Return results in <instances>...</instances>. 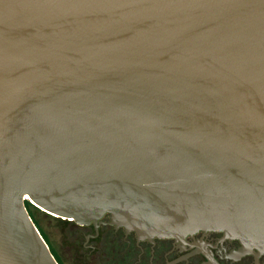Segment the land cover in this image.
<instances>
[{
	"label": "water",
	"instance_id": "obj_1",
	"mask_svg": "<svg viewBox=\"0 0 264 264\" xmlns=\"http://www.w3.org/2000/svg\"><path fill=\"white\" fill-rule=\"evenodd\" d=\"M25 202L264 250V0H0V264H59Z\"/></svg>",
	"mask_w": 264,
	"mask_h": 264
},
{
	"label": "flooded vegetation",
	"instance_id": "obj_2",
	"mask_svg": "<svg viewBox=\"0 0 264 264\" xmlns=\"http://www.w3.org/2000/svg\"><path fill=\"white\" fill-rule=\"evenodd\" d=\"M73 225L83 248L109 264H264V250L247 251L238 240L218 231H197L182 240H140L110 224L107 214L96 226Z\"/></svg>",
	"mask_w": 264,
	"mask_h": 264
},
{
	"label": "rangeland",
	"instance_id": "obj_3",
	"mask_svg": "<svg viewBox=\"0 0 264 264\" xmlns=\"http://www.w3.org/2000/svg\"><path fill=\"white\" fill-rule=\"evenodd\" d=\"M29 212L61 264H109L83 248V239L77 235L72 222L54 218L33 208Z\"/></svg>",
	"mask_w": 264,
	"mask_h": 264
},
{
	"label": "trees",
	"instance_id": "obj_4",
	"mask_svg": "<svg viewBox=\"0 0 264 264\" xmlns=\"http://www.w3.org/2000/svg\"><path fill=\"white\" fill-rule=\"evenodd\" d=\"M25 206H26V208H27V211H28V213H29V216H30L31 219L33 220L34 224L36 225V222H35L33 216L30 214L29 209H31V208L36 209V210H38V209L35 208L34 206L30 205L28 202H25ZM36 227H37V225H36ZM37 228H38V227H37ZM38 230H39V228H38ZM39 232H40V230H39ZM40 234L42 235V237L44 238V240H45L46 243L48 244V242H47L46 238L43 236V234H42L41 232H40ZM48 246H49V245H48ZM49 249H50V247H49ZM50 251H51V253L53 254L54 258L57 260V262H58L59 264H61V262L58 260V258H56V255L52 252L51 249H50Z\"/></svg>",
	"mask_w": 264,
	"mask_h": 264
}]
</instances>
